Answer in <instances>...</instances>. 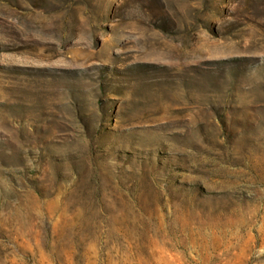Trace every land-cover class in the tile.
<instances>
[{
    "label": "rangeland",
    "instance_id": "374dc122",
    "mask_svg": "<svg viewBox=\"0 0 264 264\" xmlns=\"http://www.w3.org/2000/svg\"><path fill=\"white\" fill-rule=\"evenodd\" d=\"M0 264H264V0H0Z\"/></svg>",
    "mask_w": 264,
    "mask_h": 264
}]
</instances>
